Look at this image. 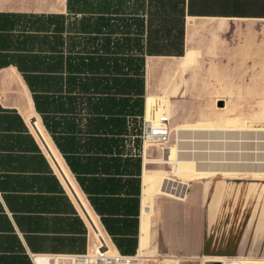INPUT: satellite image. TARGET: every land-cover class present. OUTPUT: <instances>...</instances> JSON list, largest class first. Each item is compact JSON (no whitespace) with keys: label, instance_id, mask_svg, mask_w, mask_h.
Returning a JSON list of instances; mask_svg holds the SVG:
<instances>
[{"label":"crops","instance_id":"1","mask_svg":"<svg viewBox=\"0 0 264 264\" xmlns=\"http://www.w3.org/2000/svg\"><path fill=\"white\" fill-rule=\"evenodd\" d=\"M219 103L264 104V0H0V264L87 253L93 223L116 252L151 253L169 174L190 226L164 241L171 260L264 264V180L207 170L239 151L213 143L233 116ZM145 116L170 121L162 157Z\"/></svg>","mask_w":264,"mask_h":264},{"label":"rangeland","instance_id":"2","mask_svg":"<svg viewBox=\"0 0 264 264\" xmlns=\"http://www.w3.org/2000/svg\"><path fill=\"white\" fill-rule=\"evenodd\" d=\"M215 107H226L224 111L231 112L233 116H227L223 120V126H217L218 130L221 131V136L218 135L217 141L213 143H223L228 149H234L239 151H225L223 153L224 160L219 162L220 168H208L209 173H214L218 170V173L222 175H227L229 177H241L238 173L249 172L251 177L239 179L235 178V181H260L264 180V104H251V105H213ZM251 107V121L248 122V107ZM170 122V121H169ZM215 123V122H214ZM212 121L209 122L208 128H213L215 131V124ZM250 125V126H249ZM251 129H250V128ZM230 131V132H229ZM212 137H209L211 139ZM215 137H213L214 139ZM173 142V134H171V141ZM169 143V144H170ZM168 144V145H169ZM251 144V168L244 167L240 168L236 160V156L243 155V152L240 151L246 148ZM165 145V144H164ZM229 145L230 148L228 147ZM160 144H151V150L149 151L150 155L154 158L162 157V150ZM215 154V153H213ZM199 155L200 153H193V164H199ZM228 158H231L235 161L229 162ZM215 163V162H214ZM170 164H151L153 169H162V170H171ZM191 172V178L194 181H199L200 171L199 167H192L189 169ZM222 175H218L221 177ZM254 177V178H253ZM182 178L179 176H172L169 174L163 180V190L167 193L174 194L175 196H182L184 189L175 188L172 184L173 179ZM171 196L169 194L155 193L153 197L149 199V203L152 206V221L155 225V229L158 230L155 233H158V242H156V247L151 249V253L143 254L141 256L142 261L145 264H170L171 261L176 264L174 260L175 256L170 253V249L164 245V241L168 237L174 239H183L185 233H189V224L186 221V216L183 210V207L178 205L177 197ZM252 202V201H251ZM259 201H257L258 203ZM188 218V216H187ZM199 215L193 211L192 213V233L198 228V224L194 222L195 219H198ZM160 245V247H158ZM150 251V250H149ZM189 259L187 264H198L196 261ZM218 264V262H215ZM219 264H223L219 262ZM226 264V263H225ZM228 264V263H227ZM251 264H260L259 262Z\"/></svg>","mask_w":264,"mask_h":264},{"label":"built area","instance_id":"3","mask_svg":"<svg viewBox=\"0 0 264 264\" xmlns=\"http://www.w3.org/2000/svg\"><path fill=\"white\" fill-rule=\"evenodd\" d=\"M171 126L167 117L156 121L145 116L142 124L141 139L144 146L149 144L164 145L171 140ZM100 234V231H97ZM95 247L84 254L34 255L35 264H145L138 255L112 253L104 237L98 235Z\"/></svg>","mask_w":264,"mask_h":264},{"label":"bare ground","instance_id":"4","mask_svg":"<svg viewBox=\"0 0 264 264\" xmlns=\"http://www.w3.org/2000/svg\"><path fill=\"white\" fill-rule=\"evenodd\" d=\"M149 111H151L150 109H149ZM149 118H151V119H153L154 121H156V120H158V119H160V118H162V117H157V118H154V117H149ZM147 144H149V143H147ZM149 145H151V144H149ZM145 147H146V145H145ZM91 228H92V230H93V232H94V234H95V236H96V238L98 237V235H102L103 236V234L101 233V231L99 230V228H98V226L96 225V224H91ZM97 231H100V234H98V232ZM104 237V236H103ZM105 239V238H104ZM97 241H98V238H97ZM106 241V240H105ZM104 245H107L108 247H109V250L112 252V253H117L113 248H111L107 243L106 244H104ZM236 260V259H235ZM227 262H229L230 264H232V262L234 261L233 259H228V260H226ZM226 261H223L222 263L223 264H225L226 263Z\"/></svg>","mask_w":264,"mask_h":264},{"label":"water","instance_id":"5","mask_svg":"<svg viewBox=\"0 0 264 264\" xmlns=\"http://www.w3.org/2000/svg\"><path fill=\"white\" fill-rule=\"evenodd\" d=\"M218 105H219V106H224L223 103H219ZM218 264H219V262H218Z\"/></svg>","mask_w":264,"mask_h":264}]
</instances>
